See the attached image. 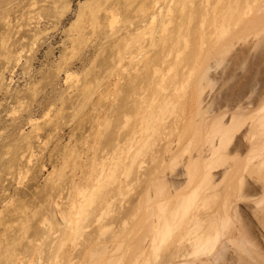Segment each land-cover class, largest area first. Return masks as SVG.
<instances>
[{
	"label": "bare ground",
	"instance_id": "obj_1",
	"mask_svg": "<svg viewBox=\"0 0 264 264\" xmlns=\"http://www.w3.org/2000/svg\"><path fill=\"white\" fill-rule=\"evenodd\" d=\"M115 7L108 118L90 168L64 158L50 264H264V0Z\"/></svg>",
	"mask_w": 264,
	"mask_h": 264
},
{
	"label": "rangeland",
	"instance_id": "obj_2",
	"mask_svg": "<svg viewBox=\"0 0 264 264\" xmlns=\"http://www.w3.org/2000/svg\"><path fill=\"white\" fill-rule=\"evenodd\" d=\"M127 1L0 0L2 258L8 248L14 249L16 260L25 258L16 264H50L51 257L61 254L57 222H63L67 208L62 172L73 175L72 159L82 169L90 164L94 150H88V160L82 150L92 145L83 144L97 142L96 117L103 123L108 118L113 37L109 19L116 6L124 22ZM90 135L93 139L86 138ZM77 153L83 160L79 154L74 157ZM65 156H70L72 167L63 166ZM47 219L55 220L51 232ZM2 258L0 264H5Z\"/></svg>",
	"mask_w": 264,
	"mask_h": 264
}]
</instances>
